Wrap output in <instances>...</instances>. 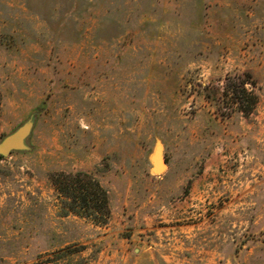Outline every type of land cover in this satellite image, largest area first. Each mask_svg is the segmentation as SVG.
Returning <instances> with one entry per match:
<instances>
[{
	"label": "rangeland",
	"instance_id": "obj_1",
	"mask_svg": "<svg viewBox=\"0 0 264 264\" xmlns=\"http://www.w3.org/2000/svg\"><path fill=\"white\" fill-rule=\"evenodd\" d=\"M29 119L0 264H264V0H0V141Z\"/></svg>",
	"mask_w": 264,
	"mask_h": 264
},
{
	"label": "trees",
	"instance_id": "obj_2",
	"mask_svg": "<svg viewBox=\"0 0 264 264\" xmlns=\"http://www.w3.org/2000/svg\"><path fill=\"white\" fill-rule=\"evenodd\" d=\"M62 177L63 179L55 184L58 193L65 199L68 212L96 221L98 201H102L103 207L107 204L106 194L100 185L84 173L62 175Z\"/></svg>",
	"mask_w": 264,
	"mask_h": 264
},
{
	"label": "water",
	"instance_id": "obj_3",
	"mask_svg": "<svg viewBox=\"0 0 264 264\" xmlns=\"http://www.w3.org/2000/svg\"><path fill=\"white\" fill-rule=\"evenodd\" d=\"M33 127V120L29 119L14 132L6 136L0 141V157H7L13 152H24L27 151L28 147L26 140L30 136ZM161 158L162 166L157 165V159ZM150 171L153 175H161L165 168L166 162L161 155V148L159 145L156 146L154 152L149 158Z\"/></svg>",
	"mask_w": 264,
	"mask_h": 264
},
{
	"label": "bare ground",
	"instance_id": "obj_4",
	"mask_svg": "<svg viewBox=\"0 0 264 264\" xmlns=\"http://www.w3.org/2000/svg\"><path fill=\"white\" fill-rule=\"evenodd\" d=\"M157 165H158V166H162L161 158H158V159H157Z\"/></svg>",
	"mask_w": 264,
	"mask_h": 264
}]
</instances>
